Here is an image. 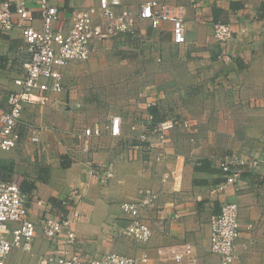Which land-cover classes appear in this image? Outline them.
<instances>
[{
  "label": "crops",
  "instance_id": "0c3cea01",
  "mask_svg": "<svg viewBox=\"0 0 264 264\" xmlns=\"http://www.w3.org/2000/svg\"><path fill=\"white\" fill-rule=\"evenodd\" d=\"M1 1L10 2L15 9L14 0ZM25 1L33 11V25L40 28L38 0ZM50 1L59 8L60 23L67 29L74 10L99 5V0ZM145 1L149 0L123 3L137 14ZM158 1L184 6L187 28V43L179 46L173 42L171 24L154 29L146 21L137 23L139 36L158 52V88H140L142 98L131 99L136 106L133 112L111 114L89 124L82 121L80 127L81 120L74 121L63 93L46 107L51 115H46L48 121L34 117L40 107L28 106L21 141L13 151L0 153L1 175L6 180H20L21 188L25 184L30 216L38 225L35 256L18 252L12 262L36 264L37 256L54 246L44 238L40 220L77 210L80 219L73 225L76 248L88 257L117 252L136 258L138 264H170L172 251L191 245L195 258L185 264H220L219 256L210 251V219L220 213L224 202H230L239 206V264H264V169L244 172L234 186L213 193L225 183L221 169L225 156L253 154L264 162V0ZM218 22L232 29L233 37L226 44L214 38ZM23 51L19 28L8 33L0 30V112L8 108V96L16 90L14 81L24 73L28 56ZM72 65L65 69V77ZM151 106L157 108L161 121L189 112V118L198 124L192 133L179 127L171 132L160 161L153 128L139 125L132 130L137 116H148ZM115 116L122 120L119 137L109 130ZM43 124L50 130L42 142H30L27 126ZM95 124L102 127L103 134L93 138L90 150L84 151L77 135ZM101 166L114 170V177L105 185L91 172ZM165 174H171L166 181ZM74 190L81 194L77 204L71 196ZM147 191L157 195L142 217L153 236L140 243L123 233L128 218L122 204L141 201ZM145 256L147 262H142Z\"/></svg>",
  "mask_w": 264,
  "mask_h": 264
},
{
  "label": "built area",
  "instance_id": "2783aa9c",
  "mask_svg": "<svg viewBox=\"0 0 264 264\" xmlns=\"http://www.w3.org/2000/svg\"><path fill=\"white\" fill-rule=\"evenodd\" d=\"M14 3L15 9L12 10L10 2L0 0V30L5 33L15 28L21 30L23 52L28 60L24 64V73L14 81L16 90L8 97V108L0 112V153L13 151L21 141L20 130L25 125L23 114L26 107L46 108L51 105L54 96L63 93L66 68L74 63L89 61L99 45L122 36H139L138 21H146L154 29L169 23L172 26L173 42L179 46L187 43L186 9L182 5L149 0L141 3L139 13L135 14L132 8L124 5L123 0H99L97 7L74 10L67 29L66 24L60 23L59 8L52 5L50 0H38L42 23L40 28L33 25V11L28 8L25 0H14ZM232 37L233 32L228 24L218 22L214 25V38L218 43L226 44ZM147 120L152 122L153 116L148 115ZM139 124L134 123L132 130H137ZM178 127L192 133L198 128V124L192 118H175L160 121L153 129L158 137V161L164 159L163 150L169 134ZM49 130L47 125L39 128L27 126L29 139L36 144L42 142V136ZM109 130L113 137L122 134V120L119 116L111 119ZM102 134V127L95 124L93 127L83 128L77 138L82 149L89 151L92 139L101 137ZM261 168L264 169V162L256 155L233 153L225 156L221 163L225 183L217 186L213 193L224 192L228 186H234L244 172H257ZM91 172L102 185L114 177L112 167H93ZM170 176L165 174L163 180L166 181ZM71 196L75 204L81 199L77 190ZM155 200L157 195L147 191L146 197L141 201L122 204V210L128 218L123 232L127 237L140 243L151 240L153 229L142 217L145 209L152 206ZM64 204L68 206L67 201ZM79 219V211L73 210L69 215H48L40 220L44 238L54 246L45 254L38 255L36 264H138L136 258L117 252L88 257L78 250L73 225ZM37 232L38 225L31 219L21 181L0 177V264H19L11 261L18 252L35 256ZM240 238L239 206L224 202L220 213L210 219V251L219 256L220 264H239L237 245ZM194 258L193 247L185 245L172 251L170 264L191 263ZM141 261L147 262V257H143Z\"/></svg>",
  "mask_w": 264,
  "mask_h": 264
},
{
  "label": "rangeland",
  "instance_id": "374dc122",
  "mask_svg": "<svg viewBox=\"0 0 264 264\" xmlns=\"http://www.w3.org/2000/svg\"><path fill=\"white\" fill-rule=\"evenodd\" d=\"M157 57L158 52L154 47L147 44L140 36L135 38L122 36L99 46L89 61L74 63L67 69L63 92L64 101L70 104L74 121L81 120V123L80 121L77 123L78 127L82 125V121L89 124L88 122L100 121L111 114L123 111L133 112L136 106L131 103V99L142 98L139 96L140 88H158V85H161V80L158 78L160 73L156 69ZM5 95H7L6 92ZM36 109L37 115L34 116L32 115L34 113L30 112L28 117L38 118L40 116L43 121H48L46 115L48 117L50 114L47 108ZM187 114L189 112L184 117L174 116L168 119H189L191 114L190 116ZM136 119L138 124L140 123L139 125L145 129L151 127L154 129L157 124H151L147 120V115L145 117L138 115ZM180 130L184 131L183 128Z\"/></svg>",
  "mask_w": 264,
  "mask_h": 264
},
{
  "label": "trees",
  "instance_id": "16d2710c",
  "mask_svg": "<svg viewBox=\"0 0 264 264\" xmlns=\"http://www.w3.org/2000/svg\"><path fill=\"white\" fill-rule=\"evenodd\" d=\"M149 113L153 116V123L155 124V123H157V121L158 120H160V118H159V112H158V110H157V108L156 107H150L149 108ZM161 121V120H160ZM159 122V121H158ZM1 172H2V165L0 166V175H1ZM2 176V175H1ZM0 176V177H1ZM4 176H2V178H3ZM5 178V177H4ZM22 192H26V189H25V184L22 186Z\"/></svg>",
  "mask_w": 264,
  "mask_h": 264
}]
</instances>
